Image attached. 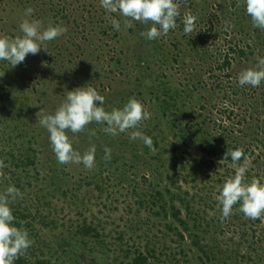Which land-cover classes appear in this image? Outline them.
<instances>
[{
	"label": "rangeland",
	"instance_id": "374dc122",
	"mask_svg": "<svg viewBox=\"0 0 264 264\" xmlns=\"http://www.w3.org/2000/svg\"><path fill=\"white\" fill-rule=\"evenodd\" d=\"M177 2L176 29L148 40L140 33L150 25L133 21L125 29L124 18L107 12L100 0H0V35L21 36L25 18L67 28L47 42L48 52L29 54L15 67L0 60V95L2 78L11 80L7 98L0 96V123L25 125L27 147L37 155L19 189L22 198L13 202L30 215L36 232L34 248L25 254L43 252L40 259L48 264H127V252L130 257L153 248L154 264L168 256L167 264H258L257 254L264 255V216L246 218L237 204L222 218L217 188L235 169L227 162L209 164L200 151L202 144L243 149L247 182H264V81L258 87L238 83L243 70L264 58V30L253 27L245 0ZM29 7L34 13L26 17ZM187 12L197 17L190 34L183 31ZM112 19L120 21L119 31ZM83 86L104 96L108 111L133 97L142 102L151 118L137 130L152 138L154 150L127 132L106 134L105 124L93 122L68 135L81 153L96 145L95 166L60 164L37 113L54 114L67 91ZM12 164L5 165L20 174ZM2 183L3 193L9 185ZM84 227L93 231L89 239L78 232Z\"/></svg>",
	"mask_w": 264,
	"mask_h": 264
},
{
	"label": "clouds",
	"instance_id": "9594fccd",
	"mask_svg": "<svg viewBox=\"0 0 264 264\" xmlns=\"http://www.w3.org/2000/svg\"><path fill=\"white\" fill-rule=\"evenodd\" d=\"M101 6L109 13H116L123 17L125 29L133 27V21L150 25L140 35L148 40L166 37L170 30L177 27L180 16V5L177 0H100ZM246 13L251 18L253 27L264 30V0H245ZM34 9L29 7L25 11L26 17H31ZM197 17L187 12L183 17L185 34L195 30ZM113 27L119 31L121 23L112 19ZM21 36L11 38L0 35V60L7 61L11 67L24 62L26 57L37 55L41 49L47 51V42L66 34L67 28L49 23L47 27L38 19L25 18L19 25ZM4 75L0 73V77ZM264 81V58H259L255 68L243 70L238 77L240 86L250 85L258 87ZM105 97L92 86L78 87L67 91L66 99L55 110L54 114L37 113L39 124L47 129L50 143L60 164H83L91 170L95 166L96 145L92 144L81 153L74 148V140L68 133L76 135L84 132L89 124H105L106 134L117 136L129 133L130 139H141L144 144L154 150L153 140L148 135L137 130L141 123L151 118V113L135 97L130 98L122 108H112L108 111L103 106ZM131 130V131H130ZM95 136V131L89 133ZM105 159H111V149L105 147ZM231 157L232 167L235 169L233 177L226 180L222 187L217 188L216 199L222 206V218L233 214V208L239 204V211L246 218L257 220L264 216V182L253 178L247 182V157L243 149L226 151L224 159ZM244 164H240L241 159ZM6 167L0 159V178L4 177L2 169ZM23 194L14 185H10L0 193V264H15V260L24 255L34 243L26 229L14 225L15 217L10 204Z\"/></svg>",
	"mask_w": 264,
	"mask_h": 264
},
{
	"label": "trees",
	"instance_id": "16d2710c",
	"mask_svg": "<svg viewBox=\"0 0 264 264\" xmlns=\"http://www.w3.org/2000/svg\"><path fill=\"white\" fill-rule=\"evenodd\" d=\"M239 53L241 54L243 52L240 51ZM225 65H228L227 61ZM1 81L4 87L1 88L0 96H1V99L4 100L9 95L8 88L10 86L8 87V85H10L9 81L11 80H9L7 84V77H3ZM0 109H1V106H0ZM24 126L25 125L21 124V122L19 121L18 123H15V122H10V123L8 122L6 124L0 123V159H3L5 164H7L10 160H13V164L10 165L9 167H13L14 169L21 168L19 172L20 174L18 175L12 172L10 168L8 167H4L2 169V171L4 172V177L0 178V193H2V190H1L3 186L2 181L5 182L9 186L14 185L17 189H20L23 191L24 188L21 186L22 182L25 180V177H27L31 172L34 171L35 160L37 159L36 157L37 155L34 152H31V150L27 147L28 141H27V134L24 131ZM6 147L10 148V150H8L9 152L7 151L10 157H3L5 156V154L7 155V152L6 153L3 152ZM235 149L237 148L230 147L229 145L220 148L219 151L217 150L216 147L209 146V144H206V145L202 144L200 146L201 153H203L204 156H208L209 157L208 163L214 166H217L219 163H222V162H227V163L232 164L231 157H229L226 160H223V159H224V154L226 151H232ZM16 150L18 151V153H20L19 155L16 154ZM244 153H245V156L247 157V152L244 151ZM244 162L245 161L242 158L239 163L243 164ZM25 173H27V176L25 175ZM37 174L38 172H36V176ZM10 207L12 208L13 215L15 217L14 225L18 228L26 229L29 233L30 239H32L35 243L34 238L36 237L35 235L36 232L32 231L33 230L32 225H31L32 222H28L30 215L23 213L21 209H19L17 206L14 205L13 202L12 204H10ZM157 214L159 215L160 213L157 212ZM179 214H180V211L175 210L173 217H178ZM178 221L180 222V224L185 225V222H182L181 220H178ZM168 227L171 230V226H168ZM78 232L83 234L84 239H87L88 236H91V233L93 231L91 230V227H84L83 229L79 228ZM94 237L98 238L99 237L98 233H95ZM178 237H179V240L181 241H184V239H186V235L183 234V232L181 231L179 232ZM262 238H264V235H262ZM262 238H260V243H259L260 247L264 243V239ZM32 247L34 248V246H31L29 248L33 250ZM129 253L130 252H127V254H125V257H124V258H128L127 264H154L155 263L154 259H157L155 255L156 250L154 248L149 250L146 254L140 251L129 257L130 255ZM44 256L45 254L43 252L38 253L36 251L34 252L32 251L31 254L28 253V254L21 255L18 259L15 260V264H48L49 263L48 261L41 260L42 258L40 259V257H44ZM257 256H258V264H264V255L257 254ZM205 257L209 259V256H207V253L205 254ZM32 258L34 259L35 262L31 260ZM165 260L167 262L166 263L163 262V264L172 263L171 258L169 256ZM239 263L240 262L236 261V264H239Z\"/></svg>",
	"mask_w": 264,
	"mask_h": 264
},
{
	"label": "flooded vegetation",
	"instance_id": "af4514ba",
	"mask_svg": "<svg viewBox=\"0 0 264 264\" xmlns=\"http://www.w3.org/2000/svg\"><path fill=\"white\" fill-rule=\"evenodd\" d=\"M207 157V156H206Z\"/></svg>",
	"mask_w": 264,
	"mask_h": 264
}]
</instances>
